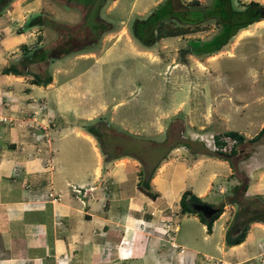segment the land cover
<instances>
[{
	"label": "crops",
	"instance_id": "obj_1",
	"mask_svg": "<svg viewBox=\"0 0 264 264\" xmlns=\"http://www.w3.org/2000/svg\"><path fill=\"white\" fill-rule=\"evenodd\" d=\"M106 1L0 0V264H210L214 259L220 264H264V216L247 223L241 241L225 242L226 233L234 235L253 217L252 209L264 211V136L246 156H232L247 176L244 196L259 197L251 204L226 201L237 179L230 176L229 160L212 153L209 141L204 143L208 153L177 144L151 159L167 126L176 122L171 120L177 110L175 85L163 104L154 84L137 86V97L124 103L125 96L133 95L129 84L137 76L96 65L106 61L118 40L125 51L138 49L125 19L120 17L122 24L111 30L116 0L102 7ZM151 8L141 7L135 14ZM61 12L67 13L63 19ZM71 24L88 34L101 24L106 28L97 40H113L100 54L91 48L95 41L82 51L69 48L53 57L43 53L46 44L58 39L55 29ZM263 28L264 18L256 19L236 32L234 42L243 36L261 38ZM22 44L34 49L28 72H1L25 55ZM80 61L84 65L76 68ZM33 72L48 73L51 79L32 83ZM117 73L119 78L113 75ZM241 94L252 97L253 104ZM263 98L255 80L235 98L240 104L222 100L220 106L201 111L197 120L187 114L181 135L201 144L200 137L236 130L248 139L264 126V108L258 107ZM37 104H44L38 118L44 115L52 122L49 147L36 148L32 128L15 124ZM210 112L224 121L222 129L210 128L215 126ZM229 112L241 121L237 126L228 123ZM97 119L114 136L99 145L83 126ZM248 146L246 140L236 145L243 151ZM105 154L114 157L104 159ZM152 167L148 183L154 196L138 186ZM184 189L206 203H223L210 231L195 213L179 211ZM49 192L58 199L52 200Z\"/></svg>",
	"mask_w": 264,
	"mask_h": 264
},
{
	"label": "rangeland",
	"instance_id": "obj_2",
	"mask_svg": "<svg viewBox=\"0 0 264 264\" xmlns=\"http://www.w3.org/2000/svg\"><path fill=\"white\" fill-rule=\"evenodd\" d=\"M131 1L132 0H116L115 2V0H112L115 4L111 6L110 10L109 17L112 21V27L110 28H112L111 30L116 31L122 24L120 17H122L123 20L125 19L124 24L127 28V32L129 35H132L133 44L138 49V52L123 50L122 40H118L114 42L115 48L111 53L105 55L107 56L105 58L106 61L96 65V67H102L105 69L124 71L121 72L122 74L127 73L129 75L134 74L137 76L136 80L129 84V86L133 85V95L129 94L128 96H125L127 99L124 103L129 104L137 97V86H140L141 84H154L160 88L163 104L164 101L168 100L167 96L169 87L171 86V88H173L175 85L177 110L176 113L171 116V120H173V122L176 121V124L174 123V125H172V132L175 136L179 137L178 135H181L182 133L180 130L182 128L181 120H185L187 114L190 118L197 120L201 117V111L205 110L207 112L210 111V107L212 106H220L222 100L231 99L235 101L237 95L242 90H249V88L253 86L255 80L256 84L260 87V92H262L264 96V35L261 38L243 36L234 42V39H236V32L240 29L239 28L227 39V42L222 44L218 49H214L210 53H205L202 51L209 50V47H214L219 41L221 34L219 33V25L211 19L205 18L202 21L192 24L195 26L187 33L161 36L159 38H154L151 43H144L135 36V33L138 34V37H141L143 41L151 38L153 39L154 36H150L153 32V29L151 28L152 23L147 19L149 18L147 16L152 10H158V7L160 8V12L165 11V0H155V5H153L154 0H134L133 4H131ZM181 1L183 3L190 2V0ZM197 1L200 4H204L209 0ZM231 1L234 8H239L240 2H246L240 0ZM110 2L111 0H107L102 7H107L108 4L111 5ZM141 7L152 8L146 10L141 15H136L135 10L141 9ZM68 13L72 12L69 11ZM172 13L174 20H176V17L182 18L184 15L180 11H173ZM66 14V12H61V18L63 19V16H66ZM137 16H141L145 21L136 26L137 29L134 30V33L132 29L134 26L133 21ZM174 20L170 22V24H173V22H175ZM71 25L72 26L68 27H61L58 25V27H61L55 29V31L59 30L58 33H60L58 39L55 43L46 44L42 49L43 53H48L55 47H61L62 50H66V48H76V51H82L88 48L87 44L89 42L95 41L91 45V48L96 54H100L102 48L110 44L113 40L112 37L104 42L97 40L102 33L101 24L94 29V33L89 32V34L86 29H83L82 27L76 28L73 26L74 24ZM143 26L144 28L142 31L141 28ZM139 29H141V35L139 34ZM262 30H264V28ZM51 38L53 39V37ZM191 39L205 40V42L195 44L193 41H190ZM222 40L223 37L220 41ZM33 46L34 44L31 47ZM194 48L200 53L193 52L192 49ZM28 49L29 48H26L25 51H28ZM148 51L154 55L153 58L150 57ZM83 65L84 62L80 61L76 68ZM119 74L120 73L113 75H117L116 78H119ZM41 75H44V73ZM111 79L113 80V76ZM221 91H224L223 96ZM240 97L246 96L241 94ZM244 99L249 106L253 104L252 97H246ZM261 101L262 103L259 104L258 107L263 109L264 98ZM236 103L240 104L235 101V104ZM42 105L44 106V104H37L38 107L36 109L34 108L30 110L29 113L24 114L15 121L17 126L32 128L31 133L36 148L41 146L49 147L51 143V138H49L51 124H49L48 127L46 126L44 115H41V119L38 118L37 115V120L44 125V127H41L40 124L36 127L28 124L32 112L35 111L40 114ZM225 109L227 111V106ZM225 109L223 108L222 110L224 111ZM210 115V119L215 123V126L213 124V127L210 128L212 130L222 129L224 121L218 119L212 112H210ZM237 120V116L233 112H229L228 123L237 126L241 122ZM46 130L47 135L44 134ZM46 138H48V140ZM163 151L164 148L162 150L155 149V156L150 158H158Z\"/></svg>",
	"mask_w": 264,
	"mask_h": 264
},
{
	"label": "trees",
	"instance_id": "obj_3",
	"mask_svg": "<svg viewBox=\"0 0 264 264\" xmlns=\"http://www.w3.org/2000/svg\"><path fill=\"white\" fill-rule=\"evenodd\" d=\"M165 11L160 12V8L158 7V10L154 9L152 10L147 17L149 21L152 23L151 28L153 29L152 34L150 36H154L153 39H148L146 41H143L141 37H138L139 35L135 33V36L139 38L144 43H151L154 38H159L161 36H167V35H178L187 33L192 30L193 26L192 24H195L199 21H202L205 18H209L212 21H214L216 24L219 25V33L220 38L217 44L214 47H209V50H204L202 52L210 53L214 49H218L222 44L227 42V39L232 36L239 28L246 26L248 23L264 18L259 13V9L264 7V4H261L257 1L249 0L246 2H240L239 8H234L232 6L231 0H209L207 3L200 4L197 0H190V2L183 3L181 0H165ZM173 11H180L183 13V17H176V20L173 19ZM188 15V16H187ZM36 18V17H33ZM137 21H145V19H136ZM173 24H170L172 21ZM192 26H191V25ZM106 27L101 28V30H104ZM155 29V33H154ZM223 37V40L220 41V39ZM218 38V36H217ZM195 44H200L205 42V40H193ZM21 48H26L25 45H21ZM69 48H66V50H62L61 47H55L52 49V51L46 53L50 56H56L61 54L63 51H67ZM193 52H199L196 51L195 48L192 49ZM25 55L22 57V59L18 62H12L8 65H5L1 68V72L3 73H14V74H22L28 72L27 64L31 62L34 59V49L24 52ZM200 53V52H199ZM51 76L50 74L46 73L44 75H39L37 73H32V76L30 78V82L37 83V84H46L49 82ZM176 124V123H175ZM174 123H171L166 128V133L164 139H162L158 145L156 146L157 149L162 150L164 148V151L171 148L172 146H175L177 144H182L190 148L192 151H199V152H206L208 153V149L202 142L201 144L196 141L190 139L188 136H182L178 135L179 137L175 136L173 134V127ZM85 130L91 134H93L99 144H101L105 138L107 137H114L111 133V131H108L109 128L105 121L102 119H97L94 122L86 123L83 125ZM228 135L230 137H233L235 139V143L230 147L228 151H217L212 150V153L220 155L222 157H225L229 160L230 167H231V173L230 176L235 177L237 179V183L233 184L229 188V195L226 198L227 202H235V203H241L245 201L247 204H251L254 201L259 200V197H252L247 198L244 196V190L246 187L247 182V176L245 173L241 170H239L236 166V162L232 160V156H246L252 149L253 145L258 142L263 136H264V126H262L254 135H252L250 138L245 139L244 136L237 132L236 130H224L221 133L213 134V139L216 144L222 145L224 141H222L221 136ZM243 140H246L249 144V146L243 151L237 149L236 145L237 143L242 142ZM163 151V152H164ZM102 152L103 149H102ZM114 156H108L107 154L104 155V159L112 158ZM156 165H154L155 167ZM152 169L147 172V177H143L142 179H139L138 186L145 191L147 194L154 196L155 192L150 189L148 180L151 176V172L154 169ZM179 203V211L180 212H192L195 213L198 217V219L204 223L205 228L207 231H210L211 224L214 218L220 213L222 210L223 203H219L217 205H213L212 203H209L210 205L216 207V210L208 217L204 216L200 211L195 210L192 205L193 203H204L203 200H201L198 196H196L194 193H192L189 189H184L181 191L178 199ZM251 212L253 213V217H247L244 222L242 223L239 230L234 234L230 235L226 233L225 235V242L227 244H233L241 241L245 235L247 223L253 219L262 218L264 216V211H262L261 207L252 209ZM259 217H256L258 216Z\"/></svg>",
	"mask_w": 264,
	"mask_h": 264
},
{
	"label": "built area",
	"instance_id": "obj_4",
	"mask_svg": "<svg viewBox=\"0 0 264 264\" xmlns=\"http://www.w3.org/2000/svg\"><path fill=\"white\" fill-rule=\"evenodd\" d=\"M37 115H38V113L33 111L32 114L30 115V119H29L28 124L32 125L34 127L39 126V124H40L41 127H44V125H42L37 120ZM45 123H46L47 127L49 126V124H51V120L47 116H45ZM44 134L47 135V130H46V132ZM46 139L48 140V138H46ZM199 139L203 143H206L207 141H209L211 143V149L212 150H217V151H228L230 149V147L236 142L233 137H230L228 135L221 136L222 141H224V143L222 145L216 144L212 135H210L209 139L202 138V137H200ZM218 189H219V187H218ZM48 194L51 195V199L52 200L58 199V195L57 194H52L50 192ZM168 227H169V223H167V222L162 225L164 233H167ZM210 264H220V261L217 260V259H214V260L210 261Z\"/></svg>",
	"mask_w": 264,
	"mask_h": 264
},
{
	"label": "water",
	"instance_id": "obj_5",
	"mask_svg": "<svg viewBox=\"0 0 264 264\" xmlns=\"http://www.w3.org/2000/svg\"><path fill=\"white\" fill-rule=\"evenodd\" d=\"M259 13L264 16V9H261L259 11ZM192 207L197 210L200 211L204 216L208 217L210 216L215 210L216 207L210 205L209 203H193Z\"/></svg>",
	"mask_w": 264,
	"mask_h": 264
},
{
	"label": "flooded vegetation",
	"instance_id": "obj_6",
	"mask_svg": "<svg viewBox=\"0 0 264 264\" xmlns=\"http://www.w3.org/2000/svg\"><path fill=\"white\" fill-rule=\"evenodd\" d=\"M261 9H264V7H263V8H260L259 11H260ZM141 22H143V21H137V20H136V21H133V25L135 26V27L133 26V28H132L133 31L137 29L136 26H138V24L141 23ZM143 28H144V26L141 28L142 31H143ZM141 29H139V31H140L139 34H140V35H141ZM143 33H145V32H143Z\"/></svg>",
	"mask_w": 264,
	"mask_h": 264
}]
</instances>
